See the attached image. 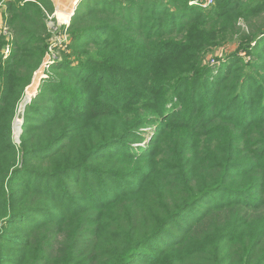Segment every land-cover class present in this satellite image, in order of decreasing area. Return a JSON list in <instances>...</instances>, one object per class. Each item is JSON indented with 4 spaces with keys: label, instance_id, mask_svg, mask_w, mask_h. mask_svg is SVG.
Returning <instances> with one entry per match:
<instances>
[{
    "label": "trees",
    "instance_id": "16d2710c",
    "mask_svg": "<svg viewBox=\"0 0 264 264\" xmlns=\"http://www.w3.org/2000/svg\"><path fill=\"white\" fill-rule=\"evenodd\" d=\"M189 1L82 0L16 132L55 5L0 0V264H264V0Z\"/></svg>",
    "mask_w": 264,
    "mask_h": 264
},
{
    "label": "rangeland",
    "instance_id": "374dc122",
    "mask_svg": "<svg viewBox=\"0 0 264 264\" xmlns=\"http://www.w3.org/2000/svg\"><path fill=\"white\" fill-rule=\"evenodd\" d=\"M78 5H79V3H78ZM78 5H77V7H78ZM63 11H64L63 7H62V9L56 7L55 13L52 15H49L48 20L46 21L48 27L50 29H52L55 33L52 44L50 46L49 57L55 56L57 58L56 62L61 61L63 56H65L66 54H69V52H71V49L68 48L69 44L65 45V44H62L60 42V40L62 39L60 36H62V34L66 31V29L63 26L61 21L68 22L72 18L71 17L69 19V15L68 14L65 15L63 13ZM0 12H1V15H3V17H4V12H5V6L4 5L0 6ZM62 17L64 19H61ZM2 20L4 21V19H2ZM247 24H248L247 22L240 20L238 25L241 27L242 30L249 31V30H251V27L249 24L247 26ZM252 26L257 27V28H258V26H264V11L261 12V14H260V16H258V18H255L252 20ZM67 33H69L68 28H67ZM240 41H241V39L239 36V37H237V39L235 38V41H231V42L227 41L226 43L223 44V46H219L217 48L212 49L211 52L206 55L205 58L208 59V61L210 60L209 65H211L213 62H215V60H217L216 57H218V55L220 56V61H218V62L216 61V63L213 64V67H215L214 68V75H216V73L219 72L221 69L224 70L225 69L224 67L227 65V62H230L233 60L237 61V58L233 54V52L236 51V49L238 48ZM236 54H238L239 57L244 59V61H243L244 64H248L251 61V58L248 57L247 51H242V52L238 51ZM232 55H234L235 57ZM230 56H232L233 58L231 59ZM239 64H241V63H239ZM50 65H53V64H50ZM36 76H37L36 77V83L29 86V88H27L28 89L27 91L25 90V97H24L25 100L23 99L19 105V109L17 111L16 117H15V123H14L16 132L19 130V127H21V125L24 121V117H25L26 109H27L28 105L32 102V100L34 98L37 97V94L40 91V87H44V85L46 84L45 83L46 80L49 79V72L47 71L44 73V68H42L36 74ZM151 129L152 128L149 126H147L146 129H144V134L146 136V140L142 144H145L150 140L149 136H150ZM20 133H21V131H20ZM16 138L14 136V139H16Z\"/></svg>",
    "mask_w": 264,
    "mask_h": 264
},
{
    "label": "built area",
    "instance_id": "2783aa9c",
    "mask_svg": "<svg viewBox=\"0 0 264 264\" xmlns=\"http://www.w3.org/2000/svg\"><path fill=\"white\" fill-rule=\"evenodd\" d=\"M216 1L217 0H190L189 1V4L191 5V6H195V7H199V8H209L210 6H212V5H214L215 3H216ZM76 10V9H75ZM74 13H75V11H74ZM70 21H71V19L68 21V22H65V21H61L62 22V24H63V26L65 27V29H66V31L62 34V36H60L62 39L60 40V42L62 43V44H65V45H68V43H69V36H68V33H67V28L69 27V24H70ZM0 33L2 34V35H4V36H6L7 37V40L9 41L10 39H11V32H10V29H9V26H8V24L5 22V21H3V20H0ZM10 51H11V46L10 45H7L6 46V48L3 50V54H4V56L5 57H7L9 54H10ZM49 55H50V53H49ZM49 55H48V57L46 58V60H45V62L47 61V63H43V68H44V70H46L49 66H50V64H54V63H56V57L55 56H53V57H49ZM218 62V61H217ZM214 63H216V61L215 62H213L212 63V65L214 64ZM39 72V71H38ZM37 72V73H38ZM36 73V74H37ZM36 76V75H35ZM35 78V77H34ZM34 80V79H33ZM30 86V85H29ZM28 86V87H29ZM27 87V88H28ZM27 88H26V91H27ZM24 97H25V95H24ZM24 97H23V99H24ZM22 99V100H23ZM25 100V99H24ZM31 102V101H30Z\"/></svg>",
    "mask_w": 264,
    "mask_h": 264
},
{
    "label": "crops",
    "instance_id": "0c3cea01",
    "mask_svg": "<svg viewBox=\"0 0 264 264\" xmlns=\"http://www.w3.org/2000/svg\"><path fill=\"white\" fill-rule=\"evenodd\" d=\"M54 2V5H55V11H56V7L58 8H61L62 7L64 8V11L63 13L66 14V12L71 9H75L77 8V5L78 3L81 2V0H52ZM77 2V3H76ZM3 19V15H1V12H0V20Z\"/></svg>",
    "mask_w": 264,
    "mask_h": 264
},
{
    "label": "bare ground",
    "instance_id": "6f19581e",
    "mask_svg": "<svg viewBox=\"0 0 264 264\" xmlns=\"http://www.w3.org/2000/svg\"><path fill=\"white\" fill-rule=\"evenodd\" d=\"M69 15V19L74 15V9H71L70 11L68 10L67 12H66V14L65 15ZM17 137V135H15V138Z\"/></svg>",
    "mask_w": 264,
    "mask_h": 264
}]
</instances>
